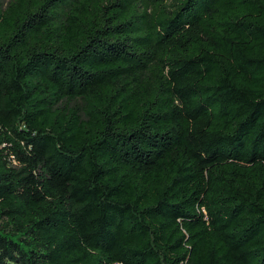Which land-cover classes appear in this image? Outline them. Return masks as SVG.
<instances>
[{"label":"trees","instance_id":"obj_1","mask_svg":"<svg viewBox=\"0 0 264 264\" xmlns=\"http://www.w3.org/2000/svg\"><path fill=\"white\" fill-rule=\"evenodd\" d=\"M0 264H264V0H0Z\"/></svg>","mask_w":264,"mask_h":264}]
</instances>
